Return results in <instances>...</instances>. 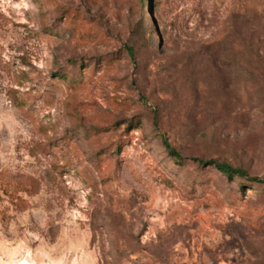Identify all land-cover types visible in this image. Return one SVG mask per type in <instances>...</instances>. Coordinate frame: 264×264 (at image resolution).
<instances>
[{"label":"rangeland","instance_id":"374dc122","mask_svg":"<svg viewBox=\"0 0 264 264\" xmlns=\"http://www.w3.org/2000/svg\"><path fill=\"white\" fill-rule=\"evenodd\" d=\"M132 3L0 0V264H264V185L192 161L264 178V0L144 1L153 48Z\"/></svg>","mask_w":264,"mask_h":264},{"label":"trees","instance_id":"16d2710c","mask_svg":"<svg viewBox=\"0 0 264 264\" xmlns=\"http://www.w3.org/2000/svg\"><path fill=\"white\" fill-rule=\"evenodd\" d=\"M130 0H126V2H129ZM144 1H150V0H135V3H132V8L135 9H140V13H139V23H137L136 25H134V30L133 33H135L136 35L138 34L139 29H141L143 31V36L145 38V43H147L151 48H153L152 42L150 40V37L148 36V31L146 29V26L144 24V18L142 16V8H143V4ZM67 12L64 8H61L60 10V19L62 21V24L65 27V22L67 21ZM91 20H94V22H96L98 29H103L106 28V22H103V20L97 16V14L95 15H89ZM70 18L77 20L76 22H79L80 26H82L81 24L88 22V20L90 19H86L84 17L83 12L76 10L74 11V15H72ZM123 50L125 51V53L129 56V57H133L134 55V49L133 47L124 44L122 46ZM163 147L166 150V153L168 154V156L175 160V161H181L182 157L180 156V154L175 151L169 144L167 141H163L162 142ZM193 162H195L199 167H212L214 168L218 173L224 175L225 177H227L228 179H233V178H237L239 180H246L249 184L251 185H264V178H247L246 173L239 169V168H234L229 164L226 163H219L217 161L214 160H202V159H197L194 158L192 159Z\"/></svg>","mask_w":264,"mask_h":264}]
</instances>
